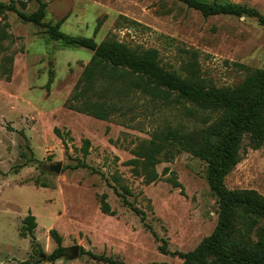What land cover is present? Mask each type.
I'll list each match as a JSON object with an SVG mask.
<instances>
[{
  "label": "rangeland",
  "instance_id": "374dc122",
  "mask_svg": "<svg viewBox=\"0 0 264 264\" xmlns=\"http://www.w3.org/2000/svg\"><path fill=\"white\" fill-rule=\"evenodd\" d=\"M21 1L27 3L25 9ZM43 1L48 3L46 22L65 18L60 27L65 35L93 38L98 44L118 41L139 53L156 49L163 68L207 87L237 86L264 67V26L254 17L205 18L176 0ZM201 1L245 6L264 16V0ZM17 8L29 14L38 3L17 0ZM3 29L7 35L0 37V264H103L82 250L127 264H184L173 253L194 250L218 222L219 199L207 182L206 162L180 152L157 165L159 178L151 184L127 162L134 158L132 150L156 130L198 129L217 115L180 104L175 94L169 100L143 95L120 100L113 87L105 98L89 94L93 102L119 107L109 120L72 111L65 103L78 91L93 52L62 46L49 39L44 28L25 23L7 8L0 15V33ZM9 57L12 64L7 63ZM104 86L98 83L97 91ZM85 139L91 141L86 157ZM80 161L88 168H70ZM58 163L61 173L51 172L50 166ZM225 185L264 196V142L255 150L251 136L243 135L238 163ZM122 186L131 192L128 201L145 211V223L115 191L122 193ZM102 195L113 215L102 212ZM30 214L37 224L34 239L22 236ZM53 229L67 249L66 257L55 262L47 258L57 247L50 235ZM163 241L167 253L161 251ZM76 247L78 256L73 257Z\"/></svg>",
  "mask_w": 264,
  "mask_h": 264
},
{
  "label": "trees",
  "instance_id": "16d2710c",
  "mask_svg": "<svg viewBox=\"0 0 264 264\" xmlns=\"http://www.w3.org/2000/svg\"><path fill=\"white\" fill-rule=\"evenodd\" d=\"M9 4L0 2V15L11 11L25 23L44 28L49 39L57 41L64 47L83 48L93 52L92 61L85 66L77 84L75 95L69 98L65 106L78 113H84L99 120H109L119 107L113 102H93L90 95L97 94L105 98L111 88H115L114 97L126 100V96L143 95L150 98L169 100L172 94L180 104L189 103L197 109L217 115L206 126L193 130L173 128L171 126L158 129L149 141H144L132 150L134 156L127 163L134 166L137 176H142L147 184L158 180L157 165L162 161L170 162L180 152H186L207 164L206 179L212 192L219 199L218 222L212 234L190 252H175L184 264H264V196L255 190H230L225 185V178L238 163L240 144L244 134L251 136L253 149H259L264 142V67L252 71L240 84L234 87H207L191 79L182 78L175 72L161 66L159 52L150 49L144 52L131 50L122 42L107 40L96 43L93 38L67 36L60 27L64 19L56 24L45 21L48 3L35 0L38 9L25 13L17 8V0H8ZM209 18L219 15L250 16L264 26V16L256 9L236 4L206 3L201 0H176ZM22 8L27 3L21 1ZM5 30L0 37H5ZM12 57L7 63L12 64ZM13 68H6L7 81H10ZM98 83L106 84L100 92ZM90 94V95H89ZM101 94V95H99ZM191 115L194 111L188 109ZM57 135L60 131L55 129ZM91 141L84 140V156L89 155ZM71 169L88 168L85 162H78ZM169 169L165 168L164 173ZM175 187L181 185L170 180ZM122 193L115 191L130 207L141 221L145 223L146 213L128 201L131 192L122 186ZM101 210L113 215L106 195H102ZM37 227L33 215L24 219L22 236L30 235L34 239ZM148 230L150 227L147 226ZM50 235L57 247L47 256L55 262L65 258L67 249L63 246V238L56 231ZM161 247L167 253L166 242ZM93 260L103 264H127L124 261L107 255H98L90 251H81Z\"/></svg>",
  "mask_w": 264,
  "mask_h": 264
},
{
  "label": "water",
  "instance_id": "95a60500",
  "mask_svg": "<svg viewBox=\"0 0 264 264\" xmlns=\"http://www.w3.org/2000/svg\"><path fill=\"white\" fill-rule=\"evenodd\" d=\"M49 170L53 173L59 174L62 171V163H58L56 165L50 166ZM78 251H79V247H76L74 250H72L73 252V257H77L78 256ZM46 257H44L45 259Z\"/></svg>",
  "mask_w": 264,
  "mask_h": 264
}]
</instances>
